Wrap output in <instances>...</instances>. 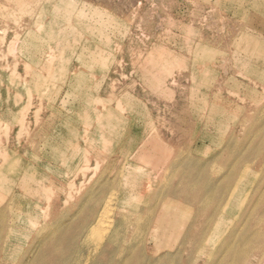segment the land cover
<instances>
[{
	"label": "rangeland",
	"instance_id": "1",
	"mask_svg": "<svg viewBox=\"0 0 264 264\" xmlns=\"http://www.w3.org/2000/svg\"><path fill=\"white\" fill-rule=\"evenodd\" d=\"M12 164L0 264H264V0H0ZM119 211L136 236L95 255Z\"/></svg>",
	"mask_w": 264,
	"mask_h": 264
},
{
	"label": "bare ground",
	"instance_id": "2",
	"mask_svg": "<svg viewBox=\"0 0 264 264\" xmlns=\"http://www.w3.org/2000/svg\"><path fill=\"white\" fill-rule=\"evenodd\" d=\"M99 117V116H98ZM40 164V163H39ZM41 165V164H40ZM12 169L11 170H7L6 171V177L7 179H4V178H1L0 177V184L2 187H6L7 184H9V180L10 181H13L15 178L18 179L19 182H21V186L22 187H26L27 184L29 183V181L31 180H34L36 177L34 175V173L32 172V169L30 168H23L22 166H18L17 164L14 165L12 164ZM26 166V164H25ZM15 169V170H13ZM24 169L25 172H23L22 170ZM22 171V172H21ZM35 171V170H34ZM9 174H8V173ZM12 172V173H11ZM38 175V174H37ZM2 179V181H1ZM45 179V177H44ZM45 182V181H44ZM18 185V184H17ZM235 187V186H234ZM8 191V190H6ZM16 194V193H15ZM40 194V192H39ZM22 197V195L20 196V198ZM20 198L16 199L15 202L18 203V202H22V201H26L28 200L27 202L31 205L33 204V201L32 199L28 198V197H25V199H21L19 200ZM11 201V200H10ZM14 201V200H13ZM230 202V204L228 206H226L225 208L223 207V212H225L226 210L227 211H230L231 207L233 206L232 205V196L231 198L228 200ZM110 202V201H109ZM106 205V203L104 204ZM111 206V205H110ZM110 208V207H107V209ZM112 208V207H111ZM181 208V207H180ZM105 211L107 210L105 207H104ZM103 209V211H104ZM216 209V207H215ZM214 209V210H215ZM110 210V209H109ZM113 210V209H112ZM108 211V210H107ZM102 212V211H101ZM181 212V210H180ZM110 214V213H109ZM108 214V215H109ZM106 214V212L103 214L100 213L95 225L91 226L90 230H89V233H88V237H91L92 236V242L96 239L97 240H100V244L98 243V246L96 248H94V254H98L100 253V251L102 250L103 251V256H110L113 254V256L116 255V252L118 251V247H117V250H116V246H118L121 242H123L126 234L130 231V234L133 236L135 235L136 236V233L133 232V230H129V228H131V221L129 222L130 220V217L126 216L124 214V211H119L117 213V216L115 217V219H110L108 218V216ZM111 215V214H110ZM107 217V219H106ZM111 217V216H110ZM168 217V215H167ZM106 219V220H105ZM171 221H172V230H177V226H179V221L176 219V218H171ZM103 225V223H105L104 227H101L100 225ZM142 227V226H141ZM100 228H102V230H99ZM156 230H168L167 228L164 229V228H160V227H156ZM170 230V232L172 231ZM93 236L96 237L94 238L93 240ZM88 239V238H87ZM136 240V239H135ZM91 242V241H90ZM96 243V242H94ZM96 245V244H95ZM170 245V244H169ZM166 247H168V244L166 243L165 245ZM132 248V247H131ZM130 248V249H131ZM126 247H124V249H122L121 252H126ZM141 250V249H140ZM140 250H136V249H131L129 252L130 254L126 255L127 259L124 261L125 263L124 264H130L131 261H133L134 259H140V256L141 255H138L136 252H140ZM132 252V253H131ZM142 252V250H141ZM146 252V251H145ZM117 253H120V251H118ZM162 260V257L160 258ZM160 260V261H161ZM123 261V260H122ZM141 263V262H140ZM162 262H160L161 264Z\"/></svg>",
	"mask_w": 264,
	"mask_h": 264
}]
</instances>
